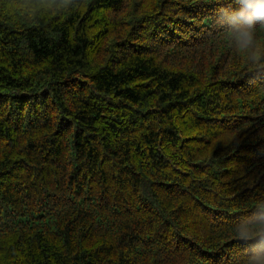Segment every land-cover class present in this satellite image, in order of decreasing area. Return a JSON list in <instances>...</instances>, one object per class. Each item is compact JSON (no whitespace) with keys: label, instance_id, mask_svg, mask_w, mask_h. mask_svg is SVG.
I'll return each instance as SVG.
<instances>
[{"label":"trees","instance_id":"16d2710c","mask_svg":"<svg viewBox=\"0 0 264 264\" xmlns=\"http://www.w3.org/2000/svg\"><path fill=\"white\" fill-rule=\"evenodd\" d=\"M235 7L0 0V264L264 248V29L242 48Z\"/></svg>","mask_w":264,"mask_h":264},{"label":"clouds","instance_id":"9594fccd","mask_svg":"<svg viewBox=\"0 0 264 264\" xmlns=\"http://www.w3.org/2000/svg\"><path fill=\"white\" fill-rule=\"evenodd\" d=\"M235 10L230 12L229 21L236 24L235 35L242 48H249L255 42L257 28L264 29V0H234ZM248 37H252L251 40ZM256 236H264L260 226ZM254 238L251 234L241 237V242ZM249 264H264V248L258 249L249 259Z\"/></svg>","mask_w":264,"mask_h":264},{"label":"bare ground","instance_id":"6f19581e","mask_svg":"<svg viewBox=\"0 0 264 264\" xmlns=\"http://www.w3.org/2000/svg\"><path fill=\"white\" fill-rule=\"evenodd\" d=\"M181 197V196H180Z\"/></svg>","mask_w":264,"mask_h":264}]
</instances>
